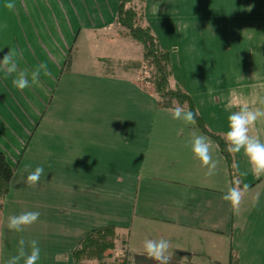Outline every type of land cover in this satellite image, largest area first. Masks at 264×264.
<instances>
[{
  "label": "crops",
  "instance_id": "crops-1",
  "mask_svg": "<svg viewBox=\"0 0 264 264\" xmlns=\"http://www.w3.org/2000/svg\"><path fill=\"white\" fill-rule=\"evenodd\" d=\"M122 1L14 0V9L8 10L4 6L6 0H0L3 26L0 51L5 52L0 58L9 49L15 50L17 70L30 73L40 64V53L45 49L52 53L51 59L61 69L62 76L75 74L73 56H57L55 46L52 48L51 42L41 36V28L96 22L99 17L91 15L94 9L102 12L101 16L111 17L115 13V22L107 25L119 27L113 41H118L119 49H126L127 44L122 43L132 39L116 22ZM217 1L220 3L144 0L142 7L145 22L159 42H178L183 52L191 53L192 57L216 42H256L263 46L264 34L260 31L264 24V0H256L258 6H249L250 0ZM199 6L234 8L213 12L201 22ZM259 6H263L258 14L263 22H253L251 15L255 9L259 11ZM232 13L244 15L245 23L236 24L231 20L235 15ZM134 47L141 53V59L137 60L141 62L143 48L130 45V51ZM254 49L247 53L249 64L262 60ZM176 51L178 54L181 49L177 47ZM45 59L49 61L47 56ZM113 61L95 60L97 72L92 80L99 83L97 101L93 93L86 98L87 109L97 110V114L58 117L50 114L54 103L34 131L14 132L13 142L0 146L15 167L10 192L0 208V228L6 224L11 202L18 208L22 198L30 193L25 202L33 201L32 209L40 213L39 221L15 232L17 236L32 234V240L37 241L41 250L37 264H75L72 254L80 240L88 232L106 226L116 227L119 235L116 250L120 244L121 256L114 264H159L145 254L144 242L161 238L169 241L168 264H229L231 250L238 264H264V173L252 172L243 151L233 153L234 172L239 180L233 184L219 147L194 120L185 122L174 119L172 114L156 117L114 114L115 109L124 107L120 101L133 104L124 113L134 111L138 101L145 108L151 100L144 95L153 91L142 83L140 76L136 75L138 84L130 78L107 73L106 68L114 66ZM0 73L6 74V70L0 69ZM263 73L264 69L244 71L246 75ZM257 87L260 86H252L249 91V86H242L231 103L225 100L230 109L224 113L223 121L206 112L210 104L218 103L212 99L213 90L202 89V99L195 96L193 102L210 131L226 138L231 109L238 111L241 106H247L251 110H264V89ZM41 125L47 129H40ZM248 134L264 141V116L249 127ZM196 135H203L209 143L210 154L216 161L212 176L206 175L207 166L191 151V140ZM37 166L44 172L33 186L26 182V177ZM232 186L240 187L243 192L237 209L223 199ZM24 241L26 252L30 244ZM16 247L19 250L20 244Z\"/></svg>",
  "mask_w": 264,
  "mask_h": 264
},
{
  "label": "rangeland",
  "instance_id": "rangeland-1",
  "mask_svg": "<svg viewBox=\"0 0 264 264\" xmlns=\"http://www.w3.org/2000/svg\"><path fill=\"white\" fill-rule=\"evenodd\" d=\"M216 2L220 3L217 0ZM249 3V6H258L256 5V0H250ZM135 4L138 8H141L143 0L135 1ZM263 6H259V11L255 9L251 15L253 22H263L258 18V14L261 11L260 8L262 9ZM233 8L234 6H199L198 17L202 22L205 19H209L213 12L217 14L224 9L233 11ZM94 10L95 12H92L91 15L99 17L96 22L86 21L83 24L72 27L63 25L41 28V36L46 41L51 42L52 48L55 46L57 56L61 54L66 55V57L68 54L73 56L76 65L75 74L62 76L60 74L61 69L51 59L52 53L49 54L45 49L41 50L40 63L43 62L47 65L48 74L45 75L42 72L37 84L21 90L12 83L15 74L0 73V146H6L9 142H13L11 134L14 132L20 130L34 131L43 116L51 110L50 106L54 103L55 107L50 114L58 117L97 114V110L89 111L87 109L88 100L86 95L93 93L97 101L99 83L97 80H92V76H95L94 74L97 72L95 60L98 59L115 60L113 61L114 66L110 65L106 68L107 73H114L118 77L130 78L138 84L140 82L136 79V75L140 76L142 83L145 82L144 84L153 91V94L145 93L144 95L149 101L151 100L150 105L145 106V108L138 101L134 111L124 113V110L129 106L132 107L133 104L120 101V104L124 105V107L121 110L120 107L115 109L114 114H145L149 117L172 114V111L161 108L158 105L159 96L155 92L154 85L143 79V76L147 78V76L150 77V74L144 73V65L140 61L137 62L138 59H141V53H137L138 49L136 51V47H134L135 50L130 51V45L137 46L142 50L141 46L135 41L127 39V43H122L123 45L127 44V48L122 50V47H120L119 49L118 45H116L118 41H113L115 40L114 33L119 30V27L115 26V24L114 26L107 25V22H115V13L111 17L109 15L101 16L103 15L102 12L97 9ZM233 19L238 25L245 23L244 15L235 14L231 20ZM261 27L262 30L260 32L264 34V24ZM254 35L256 36L257 33L255 32ZM261 44L256 42H216L210 44L207 50L202 48L195 57H192L191 53L183 52L182 44L178 42L172 43V41L165 40L163 44L160 43V46L170 48L165 51H168L170 55L171 81L174 89H179L190 95L192 100L195 96L202 99L201 90L204 88L213 90L212 99L218 103L210 104L206 108V112L215 115V117L223 121L224 113L230 109L229 104L224 101L229 100L230 102L235 95L239 94L238 90L242 86H249V91H251L250 87L258 85L264 89V73L262 75L244 74V71L250 68L254 70L264 69V44L263 46ZM176 46L181 49L178 54ZM198 46H200V43ZM251 48H255L254 51L262 57L259 62L254 60L255 64L248 63L247 53L251 51ZM3 53L5 52L0 51V54ZM45 56L48 57L49 61L45 59ZM135 63L137 64L134 65ZM223 93L229 95V97H224ZM182 108L187 111L184 106ZM231 111L235 112L236 110L231 109ZM210 125H213V123L210 122ZM206 127L209 129L207 125ZM40 129L45 130L47 127L46 125H41ZM29 195L31 194L29 193L22 198L18 208L14 207L13 202L10 204L11 210L8 211L6 224H3V229L0 228V264H7V261L12 256L18 254L16 245L19 244L21 239L27 240L26 245L32 241V234L26 232L22 236H17L16 230H11L7 227L10 216L25 211H34L32 209L33 201L25 202ZM1 214L2 212H0V219ZM118 246L119 249L111 253L109 262L114 263V260L121 254L120 244ZM26 252H30V248H27ZM18 264H23V259Z\"/></svg>",
  "mask_w": 264,
  "mask_h": 264
},
{
  "label": "clouds",
  "instance_id": "clouds-1",
  "mask_svg": "<svg viewBox=\"0 0 264 264\" xmlns=\"http://www.w3.org/2000/svg\"><path fill=\"white\" fill-rule=\"evenodd\" d=\"M8 10H13L15 7L14 0H6L4 5ZM0 27H3L0 25ZM18 53L15 50L9 51L0 58V69L6 70V74H15L12 83L18 89L28 88L30 85H35L39 82L41 73L48 74L47 65L43 62L35 66L29 73L27 71L17 70ZM174 119L191 122L194 119V113L191 110L185 111L182 107L177 106L172 111ZM261 116H264V110H251L247 106H241L238 111L230 112L227 116L228 130L226 132V141L228 151L231 153H239L243 151L247 158L251 170L255 174L264 173V141L258 137L250 136L249 127ZM191 151L193 155L207 166L206 175L212 176L215 174L216 161L213 160L210 154V146L203 135H196L191 140ZM44 169L37 166L26 177V182L35 186L41 178ZM246 174V173H245ZM247 185H245V188ZM243 192L240 187L232 186L224 193L223 199L228 201L233 209H237L240 205ZM40 213L38 211H25L17 215H12L8 218L7 227L11 230L20 231L23 227L37 221ZM20 248L18 254L12 256L7 264H18L23 259V264H37L40 259V247L36 240L30 243V252L26 253L24 249L25 241H19ZM169 241L166 239H147L144 242L145 254L158 261L159 264H168L169 256Z\"/></svg>",
  "mask_w": 264,
  "mask_h": 264
},
{
  "label": "trees",
  "instance_id": "trees-1",
  "mask_svg": "<svg viewBox=\"0 0 264 264\" xmlns=\"http://www.w3.org/2000/svg\"><path fill=\"white\" fill-rule=\"evenodd\" d=\"M135 1L138 0H123L120 3L116 22L127 36L143 48L141 64L145 67L144 73L150 74V77L143 76V79L154 85L155 92L159 96L158 105L161 108L174 109L177 106H184L187 111H193V120L197 127L217 144L228 164L233 184H237L239 180L234 172L233 153L228 151L226 138L211 132L198 115L191 96L172 86L170 55L168 51L161 48L158 38L145 22L144 8H138ZM14 175L15 167L9 162L6 154L0 150V208L10 192ZM118 239L117 228L114 226H106L88 232L73 251L74 263L89 264L90 261H97L99 264H114L109 263L108 258L111 256V252L116 250ZM118 264L123 263L118 262ZM229 264H238L233 250L230 252Z\"/></svg>",
  "mask_w": 264,
  "mask_h": 264
}]
</instances>
